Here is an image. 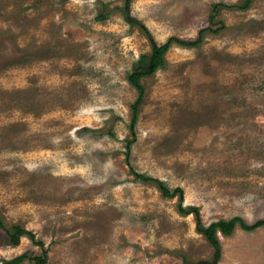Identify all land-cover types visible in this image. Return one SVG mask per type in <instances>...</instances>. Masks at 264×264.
<instances>
[{
	"label": "rangeland",
	"instance_id": "obj_1",
	"mask_svg": "<svg viewBox=\"0 0 264 264\" xmlns=\"http://www.w3.org/2000/svg\"><path fill=\"white\" fill-rule=\"evenodd\" d=\"M125 6L0 0V264H264V226L197 230L264 219V0Z\"/></svg>",
	"mask_w": 264,
	"mask_h": 264
},
{
	"label": "trees",
	"instance_id": "obj_2",
	"mask_svg": "<svg viewBox=\"0 0 264 264\" xmlns=\"http://www.w3.org/2000/svg\"><path fill=\"white\" fill-rule=\"evenodd\" d=\"M130 2V0H126V10H128L129 6L128 3ZM246 6V4H244L241 8H244ZM174 40V39H170L169 41L165 42L162 45H157L156 43L152 42V47H151V53L149 56H141L140 60H139V64L142 65V63L144 62V59L148 60L147 65L144 68L137 70H134L133 73L131 74L130 77V82L131 84H133L136 88H140V86L138 85L137 81L138 79L143 76V75H147V74H151L153 72H155L157 69H159L160 67H162L163 65V55L164 53L167 51L169 45H170V41ZM197 42H195L196 44ZM134 115V114H133ZM135 123V116H132V125ZM135 178L141 181H148V180H153L161 189L162 194L164 196H174L175 194L179 193L181 194L182 191L181 189L177 188L175 190H173L172 192H169V190L163 185V183L159 180L156 179H152V178H147L146 176L142 175V174H138L136 172H133ZM189 212H195L196 208L191 207L189 208ZM180 212L182 213H188L185 209H182L180 207ZM264 226V219L262 220H258L252 224H247L242 218L239 217H233L229 220H218L216 222H213L211 224H209L207 227H202V224L199 220H197V230L199 233L203 234V236L205 237V239L209 242V244L212 246V248L215 250L214 251V259L218 260L219 259V241L217 239V232H220L222 235L224 236H230L236 227H239L240 229L250 232V231H254L258 228H261ZM0 227H3V223L1 222L0 219ZM6 230V229H5ZM8 237L10 238V242L12 245H17L18 241H19V237L22 235H26L30 238V240H34V236L32 233L27 232L26 230H24L20 225H14L11 227L10 230H6ZM36 245H39L41 248H43V243L41 242H37ZM27 257L26 256H18L15 257L14 259L5 261L4 264H20L22 263ZM31 261H33L34 264H46L45 259H42L40 257H34L30 259Z\"/></svg>",
	"mask_w": 264,
	"mask_h": 264
}]
</instances>
